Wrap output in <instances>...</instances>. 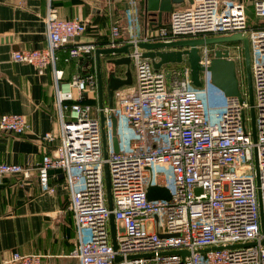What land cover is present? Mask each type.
Masks as SVG:
<instances>
[{
  "label": "built area",
  "instance_id": "built-area-1",
  "mask_svg": "<svg viewBox=\"0 0 264 264\" xmlns=\"http://www.w3.org/2000/svg\"><path fill=\"white\" fill-rule=\"evenodd\" d=\"M138 7V0H129L134 30ZM255 13L264 18V1L256 3ZM45 21L47 46L14 51L12 60L53 70L60 144L35 167L1 163L0 181L13 175L28 180L36 174L54 194L52 173L63 176L77 229L78 264H264V25L251 26L244 5L194 0L189 8L173 11L167 26L127 41L135 66L134 90L115 94L112 108H93L83 101L97 88L95 76L63 81L59 53L65 50L66 62L82 59L94 56L99 43L84 41L86 23L61 18L52 0ZM234 34L249 39L253 106L242 43L198 47L200 87L193 85L186 60L155 69L138 47ZM120 38V26L113 25L108 48L120 47ZM218 47L228 50L235 62L240 97L223 96L220 105H212L208 68ZM113 115L118 119V152ZM29 129L24 115L0 116L1 131L21 136ZM43 139L53 142L55 137L46 133ZM150 187L166 188L170 199L149 200ZM7 264H44V256L14 251Z\"/></svg>",
  "mask_w": 264,
  "mask_h": 264
},
{
  "label": "crops",
  "instance_id": "crops-1",
  "mask_svg": "<svg viewBox=\"0 0 264 264\" xmlns=\"http://www.w3.org/2000/svg\"><path fill=\"white\" fill-rule=\"evenodd\" d=\"M138 1L135 30L129 0H52V4L63 19L81 18L87 25L82 39L99 43L100 50L108 49L113 25L120 26V47H124L134 35L142 38L147 32L167 26L173 11L189 8L194 2L183 0L174 4L172 11L159 21L146 16L145 0ZM260 1L264 0H222V4L244 5L249 24L259 26L264 25V18H258L255 13V5ZM47 9L48 0H0V116L5 113L24 115L30 126L21 136L0 130V164L35 167L45 154L60 144L61 125L55 106L53 70H38L12 60L14 51L47 46ZM59 54L58 68L63 71V81L75 75H94L97 82L94 56L66 62L65 50ZM100 59L103 73L113 70L118 77H125L126 67L106 64L108 57L103 55ZM176 66L178 63L166 64L161 69ZM134 82L135 76L133 84L120 89L116 95L126 92V88L132 92ZM83 103L99 107L98 83L95 91L84 95ZM104 105H108L106 92ZM46 133H51L55 140H44ZM52 174H56L50 178V185L56 190L54 194L40 184L36 174L28 180L13 175L0 181V264H7L14 251L41 254L44 264L79 263L75 257L78 251L76 224L68 210L69 192L63 176L57 172Z\"/></svg>",
  "mask_w": 264,
  "mask_h": 264
},
{
  "label": "water",
  "instance_id": "water-1",
  "mask_svg": "<svg viewBox=\"0 0 264 264\" xmlns=\"http://www.w3.org/2000/svg\"><path fill=\"white\" fill-rule=\"evenodd\" d=\"M183 0H145L146 16L153 20L162 21L164 14L172 11L174 4H179ZM242 43L244 47L245 68L247 87L249 93V102L254 105L253 80L251 70V52L250 43L247 36L242 34H234L227 37H217L209 39L197 40H181L176 42H156V43H140L139 49L143 51V57L149 58L153 62L155 69H160L166 64L182 63L185 60L189 63L191 69V78L193 85L201 86L199 65L200 55L199 46L216 45V44H235ZM131 45L127 44L124 47L98 49L94 58L96 60V73L98 83L99 107H104V94L106 92L108 98V106L113 107L116 92L124 87H129L133 84V76L130 70L132 60L130 57ZM146 51V52H144ZM108 57L106 64L114 67H126L125 77H118L116 71L102 72L101 56ZM211 75V84L218 89L225 97H240L239 81L236 75L235 62L229 59V51L226 49H218L214 53L211 65L208 68ZM252 127L255 138V110L251 108ZM101 121L105 118L101 113ZM113 143L115 152L119 151L118 142V119L113 115ZM105 182L107 190V199L110 209H113V201L111 194V181L108 165L105 166ZM147 197L149 200H168L170 193L163 187H150ZM111 234L114 248L116 249V225L114 215L110 216Z\"/></svg>",
  "mask_w": 264,
  "mask_h": 264
},
{
  "label": "rangeland",
  "instance_id": "rangeland-1",
  "mask_svg": "<svg viewBox=\"0 0 264 264\" xmlns=\"http://www.w3.org/2000/svg\"><path fill=\"white\" fill-rule=\"evenodd\" d=\"M130 70H131L132 75L135 76L134 64H131ZM125 90H126V92L120 93V94H126V93L128 94L131 91V90H127V88ZM209 101L212 105H220L221 102L223 101V97H221L220 91L213 86H211V89H210Z\"/></svg>",
  "mask_w": 264,
  "mask_h": 264
}]
</instances>
